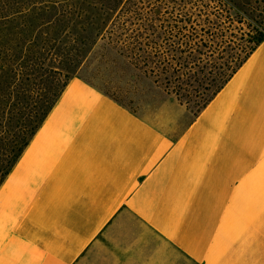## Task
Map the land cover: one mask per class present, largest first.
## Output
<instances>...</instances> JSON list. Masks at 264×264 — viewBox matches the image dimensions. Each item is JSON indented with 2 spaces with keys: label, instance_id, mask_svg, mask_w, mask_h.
I'll return each instance as SVG.
<instances>
[{
  "label": "crops",
  "instance_id": "0c3cea01",
  "mask_svg": "<svg viewBox=\"0 0 264 264\" xmlns=\"http://www.w3.org/2000/svg\"><path fill=\"white\" fill-rule=\"evenodd\" d=\"M181 100L73 77L0 184V264H264V39Z\"/></svg>",
  "mask_w": 264,
  "mask_h": 264
},
{
  "label": "trees",
  "instance_id": "16d2710c",
  "mask_svg": "<svg viewBox=\"0 0 264 264\" xmlns=\"http://www.w3.org/2000/svg\"><path fill=\"white\" fill-rule=\"evenodd\" d=\"M212 2L215 0H197L193 5L196 15L182 19V47L169 43L168 50L158 49L165 54L156 60L170 65L178 61V70L202 75L194 83L177 77L166 89L198 107L264 39L262 21L248 22L246 31L237 26L245 19L250 1L218 0L215 6ZM130 10L131 0H0V184L69 81L78 76L98 40L107 38V45L116 47L118 20ZM131 24L121 27L126 35L121 44L126 56L134 61L137 42L139 52L145 54L137 61H155L141 48L143 37L135 41L129 35ZM169 36L166 42L176 37L174 33ZM156 51L154 48L153 53Z\"/></svg>",
  "mask_w": 264,
  "mask_h": 264
},
{
  "label": "rangeland",
  "instance_id": "374dc122",
  "mask_svg": "<svg viewBox=\"0 0 264 264\" xmlns=\"http://www.w3.org/2000/svg\"><path fill=\"white\" fill-rule=\"evenodd\" d=\"M225 1L227 0H223ZM247 1H250V7L245 6V19L242 24L237 25L244 31L247 30L248 22L258 20L264 23V0ZM196 2L197 0H131L130 12L121 15L117 23L115 37L118 43L116 42V47L110 48L107 45V38L98 40L81 64L77 72L78 76L134 110H137L146 99L163 95L169 86L168 82L177 81V77L183 80L189 79L193 83L196 77L201 80L200 73L194 75L185 69L178 70L176 65L178 61H171L172 65H170L166 61H156L158 58L153 55L154 48L168 50L169 43L174 42L176 48L182 47L183 38L180 34L183 31L181 29L182 19L186 15L193 17L196 15V10L193 9ZM185 4L186 7H184ZM211 5H218V0H215V3L212 2ZM123 21L127 22L123 23ZM129 23H132L129 35L135 41L138 40V36H142L141 48L144 47L148 52V59L155 61H137L145 57L143 52H139L137 42H135L134 61L128 59L121 45L126 39L121 27ZM170 33H174L176 37L166 42L165 39L170 37ZM235 33H239L238 29H235ZM175 56H181V54L175 53ZM181 101L185 99L182 98ZM189 108L195 113L200 107L191 101Z\"/></svg>",
  "mask_w": 264,
  "mask_h": 264
},
{
  "label": "snow or ice",
  "instance_id": "6c2138e0",
  "mask_svg": "<svg viewBox=\"0 0 264 264\" xmlns=\"http://www.w3.org/2000/svg\"><path fill=\"white\" fill-rule=\"evenodd\" d=\"M166 51V49L164 50ZM164 52L163 51H160V50H157L153 55L156 57V58H161L163 56Z\"/></svg>",
  "mask_w": 264,
  "mask_h": 264
}]
</instances>
